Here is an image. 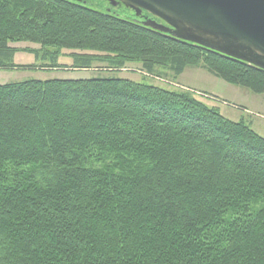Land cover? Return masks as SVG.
Returning <instances> with one entry per match:
<instances>
[{
  "label": "trees",
  "instance_id": "1",
  "mask_svg": "<svg viewBox=\"0 0 264 264\" xmlns=\"http://www.w3.org/2000/svg\"><path fill=\"white\" fill-rule=\"evenodd\" d=\"M149 19L0 0V71L104 73L0 85V264H264V137L191 91L118 76L199 68L264 95V70Z\"/></svg>",
  "mask_w": 264,
  "mask_h": 264
},
{
  "label": "water",
  "instance_id": "2",
  "mask_svg": "<svg viewBox=\"0 0 264 264\" xmlns=\"http://www.w3.org/2000/svg\"><path fill=\"white\" fill-rule=\"evenodd\" d=\"M122 5L144 24L264 70V0H104ZM156 19L163 23H158Z\"/></svg>",
  "mask_w": 264,
  "mask_h": 264
},
{
  "label": "rangeland",
  "instance_id": "3",
  "mask_svg": "<svg viewBox=\"0 0 264 264\" xmlns=\"http://www.w3.org/2000/svg\"><path fill=\"white\" fill-rule=\"evenodd\" d=\"M78 3H83L90 9H93L98 12H111L113 15H116L122 19H129L135 16L134 12L125 8L124 6H112L110 3L104 0H71ZM13 46L17 48H32L39 49L38 45L34 44H14ZM68 53V52H65ZM15 63L17 65H32L35 63V58L33 55L27 53H18L15 56ZM60 63L63 65H70L71 61L68 58L60 59ZM189 69V68H188ZM192 71V72H191ZM99 74H104L97 72L95 70L91 71H0V85H5L9 83L22 82L26 80H78L85 78H92L99 76ZM107 74V73H105ZM184 74V73H183ZM183 74L176 80L173 81L169 78H160L153 77L144 74L141 71L140 65L130 64L128 67L121 71L118 76L123 79H129L135 82H141L143 77L149 78L147 82L154 83L162 87H170L178 90L191 91L194 95L197 96L202 101H205L209 105L211 102L219 101L215 96L211 95L212 91L219 96L222 100L226 101L228 104L224 105L222 103H217L220 105V110L223 116L226 118L238 122L241 119H244L249 124L253 121L254 123H263L264 124V95H255L250 93L247 90H244L240 87L231 86L217 78H214L207 74L205 71L199 68H192L187 71L186 75ZM192 75L189 80V75ZM193 83L194 85L187 86L188 84ZM204 89V92H201V89ZM198 89V90H197ZM211 94H209V93ZM223 102V103H224ZM232 102V103H231ZM247 108L248 112H243ZM262 126V125H261ZM264 127V126H262ZM256 132L264 137V129L256 127Z\"/></svg>",
  "mask_w": 264,
  "mask_h": 264
},
{
  "label": "crops",
  "instance_id": "4",
  "mask_svg": "<svg viewBox=\"0 0 264 264\" xmlns=\"http://www.w3.org/2000/svg\"><path fill=\"white\" fill-rule=\"evenodd\" d=\"M190 69H192V68H189V69H187L185 72H184V74H183V76L184 75H186V73H187V71L188 70H190ZM192 72V71H191ZM204 72V71H203ZM208 74V73H207ZM192 75L190 74L189 75V80L191 79L192 80V78H190ZM211 76V75H210ZM213 77V76H212ZM190 80V81H191ZM191 85H194L193 83H189L187 86H190L191 88H193ZM198 90V89H197ZM201 92H206V91H204V89L202 88L201 90H200ZM207 93V92H206ZM209 93V92H208ZM209 94H211V93H209ZM211 95H213V96H215V97H217L218 99H219V101L220 100H222L219 96H217L213 91H212V94ZM224 102V101H223ZM212 104H214V105H218L217 103L218 102H211ZM228 104L226 101L224 102V103H222V104H224V105H226V104ZM232 103V102H231ZM219 106V108H220V105H218ZM243 112H248V110H247V108H244V111ZM251 124V126H252V128L256 131V127H258V128H263L264 129V127H262V126H264V124L263 123H254L253 121L250 123ZM262 125V126H261Z\"/></svg>",
  "mask_w": 264,
  "mask_h": 264
}]
</instances>
